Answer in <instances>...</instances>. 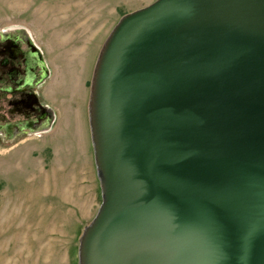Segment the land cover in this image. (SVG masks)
<instances>
[{"label":"water","instance_id":"1","mask_svg":"<svg viewBox=\"0 0 264 264\" xmlns=\"http://www.w3.org/2000/svg\"><path fill=\"white\" fill-rule=\"evenodd\" d=\"M102 202L79 264H264V0H156L98 56Z\"/></svg>","mask_w":264,"mask_h":264},{"label":"rangeland","instance_id":"2","mask_svg":"<svg viewBox=\"0 0 264 264\" xmlns=\"http://www.w3.org/2000/svg\"><path fill=\"white\" fill-rule=\"evenodd\" d=\"M155 1L0 0V264H79L102 202L89 126L95 65L119 20ZM30 50L43 61L38 79L16 91L28 68L19 54ZM27 97L46 119L7 129L36 118L20 111Z\"/></svg>","mask_w":264,"mask_h":264},{"label":"flooded vegetation","instance_id":"3","mask_svg":"<svg viewBox=\"0 0 264 264\" xmlns=\"http://www.w3.org/2000/svg\"><path fill=\"white\" fill-rule=\"evenodd\" d=\"M3 43H8L11 42L10 37L8 36V34H3L2 40ZM19 57H23V59H25V61L27 62V66L28 68L26 69V74L23 77V80L21 81V84L19 85L20 88H18L16 91H23L22 89H28L31 88L35 85V82L38 79V76L36 75V72L34 71V68L36 67H41V65L43 64V61L40 57V55L33 50H30L28 53L24 54V53H20ZM18 72V74H20L19 71H16V73ZM46 77V74L43 76L41 75V80L39 82H43L44 79ZM23 106L26 107L24 108H20V111L24 112L25 114H27V117L29 116H35L36 118L33 120H29L24 124V127L19 126V125H23V124H15V125H7V129H28V128H36L37 126L40 125V123L42 121H44L47 117L46 114H44L45 112L42 111V107L39 106L37 98L35 97H27L25 99L22 100ZM19 109V108H17ZM44 112V113H43Z\"/></svg>","mask_w":264,"mask_h":264}]
</instances>
